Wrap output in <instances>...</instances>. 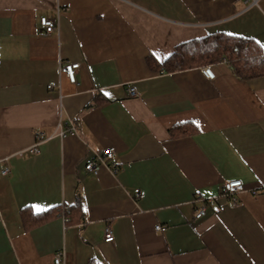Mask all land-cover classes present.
<instances>
[{
  "label": "crops",
  "instance_id": "crops-1",
  "mask_svg": "<svg viewBox=\"0 0 264 264\" xmlns=\"http://www.w3.org/2000/svg\"><path fill=\"white\" fill-rule=\"evenodd\" d=\"M215 33L264 59V0H0V264H264V74L161 65ZM109 148L118 170L87 171Z\"/></svg>",
  "mask_w": 264,
  "mask_h": 264
},
{
  "label": "trees",
  "instance_id": "trees-1",
  "mask_svg": "<svg viewBox=\"0 0 264 264\" xmlns=\"http://www.w3.org/2000/svg\"><path fill=\"white\" fill-rule=\"evenodd\" d=\"M262 57L249 39L215 33L177 44L161 65L167 71H174L227 60L240 77L250 78L264 74Z\"/></svg>",
  "mask_w": 264,
  "mask_h": 264
},
{
  "label": "built area",
  "instance_id": "built-area-1",
  "mask_svg": "<svg viewBox=\"0 0 264 264\" xmlns=\"http://www.w3.org/2000/svg\"><path fill=\"white\" fill-rule=\"evenodd\" d=\"M63 8L60 5H57L56 7V16L55 17H49V16H41L39 19V23L42 26L44 32L46 34H51L53 33L57 28H58V23H59V18L62 13ZM80 63L78 62H67V63H62L60 65V72L64 73L71 82L75 83L76 82V69L79 67ZM203 73L206 75V77L212 79L215 77L214 71L211 69L210 66H205L203 68ZM53 85H50L52 87ZM128 93L129 95L133 96L137 94V88L136 86H130L128 88ZM73 127L68 128V129H63L60 125L59 127V134L64 137L66 136V132L68 130H71ZM39 141L35 143L33 146L29 147L30 152H36L37 145ZM102 165H107L113 172H116L119 167L118 161L115 159L114 156V149L109 148L105 150H100L96 151L93 155V157L86 163V169L87 171L91 173H97L98 169ZM3 174L9 173V168H5L2 171ZM243 182L241 179H226L222 185V193L226 196L229 197V202L230 205L234 206L238 204V198L237 195L243 190ZM197 200V199H196ZM194 200V202L196 201ZM205 206L201 205L196 209L195 216L197 218H200L204 212H205ZM70 212V207L69 205L64 204L61 207V215L63 217L64 223L67 224L70 221V218L68 216ZM156 229L160 230L162 229V226L156 225ZM105 240L106 241H113L114 240V235L111 231L110 228H107L105 231ZM65 259H66V252L64 249L58 251L55 255L54 262L55 264H65Z\"/></svg>",
  "mask_w": 264,
  "mask_h": 264
}]
</instances>
